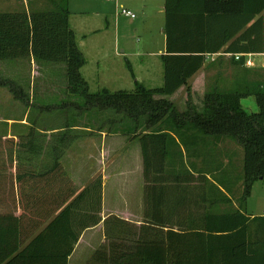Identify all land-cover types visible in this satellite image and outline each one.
<instances>
[{"label": "trees", "instance_id": "trees-1", "mask_svg": "<svg viewBox=\"0 0 264 264\" xmlns=\"http://www.w3.org/2000/svg\"><path fill=\"white\" fill-rule=\"evenodd\" d=\"M51 3L52 7L44 9L0 11V61L29 58L63 63L67 90L81 96L85 105L72 104L71 118L86 113L90 122L97 117L99 124L83 127L140 135L146 222L138 228L132 246L117 251L110 264H264V215L252 217L244 212L253 182L264 178V79L245 85L238 82L235 89L211 85L204 92L201 109L189 102L181 112L166 97L187 86L211 54L222 49L233 54L263 52L264 0H166V43L160 55L163 84L148 88L135 80L133 90L103 88L96 92L89 91L80 70L85 57L69 24L68 0ZM245 59L232 56L231 62L245 65ZM127 67L134 76L128 61ZM0 86H8L14 97H22L20 87L1 75ZM247 95L255 97L257 111L242 107L241 98ZM66 118L56 144L40 146L35 127L15 142L11 139L14 171L0 167V264H67L81 232L100 221L101 178L64 206L76 189L60 160L78 136L69 134L78 124ZM184 127L203 136L229 138L242 146L243 190L237 208L201 217L188 215L174 224L178 225L175 230L170 225L177 219L160 216L163 189L157 192L156 183L166 177L150 171L158 165L147 164L150 154L165 158L166 137H171L168 131ZM36 159L40 163H34ZM35 165L49 166L39 170ZM200 173L206 180L205 173ZM149 181L155 185L149 187ZM218 191L229 200L220 188ZM47 202L51 207L42 218L36 209ZM62 206L46 228L36 233Z\"/></svg>", "mask_w": 264, "mask_h": 264}, {"label": "rangeland", "instance_id": "rangeland-1", "mask_svg": "<svg viewBox=\"0 0 264 264\" xmlns=\"http://www.w3.org/2000/svg\"><path fill=\"white\" fill-rule=\"evenodd\" d=\"M7 1L9 3L5 5L3 11L22 10L24 8L36 10L53 6L51 0H25L26 2L24 3L21 0ZM162 1L151 0L148 8L142 12L131 9L136 15V18L133 19L120 14L117 9V18L115 20L111 16V27L108 31H104V26L107 22L103 16L115 12V2L109 0H70V4L68 2L69 9L71 10L69 14L70 26L76 34L78 47L85 57L81 73L88 82L89 91L96 92L103 88L111 91L119 89L133 90L135 79L142 81L145 86L149 87L161 84L163 65L160 55L164 51L165 46V14L160 9L161 7L158 6V2ZM130 53L133 54L131 55ZM230 56L226 55V53H215L206 58L203 64L204 66L207 64L203 72L204 78L201 76L205 90L217 83L221 89H235V86L239 85L238 82L240 80L246 79L245 74V76L236 78L234 83L228 85L229 71L232 69L229 62ZM250 59L253 65L245 64V66L256 67L255 65L258 64L259 67H264L263 56L253 55ZM127 61L132 67L134 76H132L131 71L127 67ZM203 68H200L197 73L202 71ZM251 73L249 82L251 80L264 79V70L252 71ZM0 75L3 79L13 81L19 86L22 84L24 87L23 89L20 88L22 97L16 98L8 86H0L5 87L6 90L8 89L12 94V98L14 97L7 110L11 117L21 118L23 115L24 117L26 115L27 120H31L32 127L50 129L63 126L67 115L75 124H78V128H76L78 130H72L73 135L78 136L82 134L83 130L80 129L83 128V125L99 124L96 120L98 119L97 117L92 119L93 122H90L91 120L88 119L86 113H83L78 118H71L73 114H68L73 110L72 104L82 105L83 107L85 105L84 99L81 96L71 94L67 90V79L63 63L32 62L29 58H19L3 63V66L0 68ZM243 84L245 85V83ZM2 97V93L0 92V98ZM202 97L203 93L201 90L195 92V95H193L185 86V90L182 89L181 92H177L173 96L172 101L179 111H185L189 106L188 103H193V101H196L197 108L201 109ZM26 101L28 105L25 104ZM241 105L247 112H255L258 109L253 95L243 96L241 98ZM90 129L96 130V126H92ZM62 132L58 131V136ZM123 135L132 136L130 132H126ZM54 136L56 135H53V138L49 140L41 138L39 141L43 144V147H46L48 143L52 144L54 142ZM11 139L14 142L16 141V138ZM11 139L3 140L1 138L0 146L3 144L5 146L12 145ZM229 149L233 150L228 151L224 149L221 152L225 156L223 162H229V165H223L218 173L212 171L211 176L212 179L218 180L221 184H224V180H226L228 185H236L240 190V193L238 194L237 192L234 196L236 203H238L237 200L243 190L244 152L242 146L237 142L231 143ZM14 155L15 153L12 150H0V165H5L11 169L12 165L15 164ZM34 163L38 164L40 161L36 159ZM48 166L35 165L36 169L39 170H43ZM97 178H101L99 172L94 173L92 181ZM128 180L133 183L136 182V175L132 173ZM75 189L74 196L83 190V188L78 189L77 187ZM132 191L134 195L137 189H132ZM108 198L110 197H108L107 190ZM246 207L249 213L259 212L264 207V178L253 182L250 194L246 200ZM94 211L89 213L93 214ZM141 222H146V219H143ZM172 222L173 224L170 226H174L178 220ZM139 227V225H136L131 220H118L108 217L103 233L100 230H90V233L88 232L93 235L90 242L91 245L86 243V247L83 246L84 249L77 252L71 264H110L111 257L113 258L117 254V251L119 252L124 247L132 246L137 237L136 233H138ZM100 234H105L106 237L102 238Z\"/></svg>", "mask_w": 264, "mask_h": 264}, {"label": "crops", "instance_id": "crops-1", "mask_svg": "<svg viewBox=\"0 0 264 264\" xmlns=\"http://www.w3.org/2000/svg\"><path fill=\"white\" fill-rule=\"evenodd\" d=\"M21 1L23 3L26 2L25 0ZM68 2L70 4V0ZM8 3L9 2L7 0H0V11H3L5 9V5H8ZM150 3L151 0H116L114 4V7L116 8L115 12H111L105 15L103 14V18L107 22L104 26V31H108L111 27V16L116 20L118 5L142 12L148 8V5ZM165 3L166 0H163L160 3L158 2V6L161 7L160 9L165 14L166 22ZM69 11L71 13L70 9ZM217 53H226V55H231L229 57V62L231 64H229L231 65L232 69L231 71H229L230 73L228 77V85L234 83L236 78L245 76V74L246 79L244 78L240 80V82H249L252 71L255 72L257 70H264V67H259L258 64L255 65L256 67H247L245 65L235 64L231 62L233 53L224 52V49L220 50ZM130 54L132 55L133 53ZM250 54V57L253 55L263 56L264 60V51ZM6 61L11 62L13 60L0 61V68ZM31 61L33 62L35 60L31 59ZM205 66H207V64H205ZM205 66L203 65V70L199 73L196 72L188 80V84L186 87H189V90L193 93V95H195V92L199 90H201L204 95L205 86H203L201 76H203L204 78L203 72ZM135 80L145 86L142 81L138 79ZM162 84L163 75L161 84L154 87H159ZM19 87L21 89L24 88L22 84H20ZM146 87L153 88L151 86ZM0 88V92L3 96L2 98H0V112L2 113L0 115V138H2L3 140H7L11 138H17L18 136L27 135L32 127L30 122L31 120H27L26 115L25 117L23 115V117L21 118H14L11 117V115L9 116L7 110L10 107L11 100H14V97L12 98L11 92L8 89L6 90L5 87ZM182 89L185 90V86H180L174 93L167 95V99L172 101L173 96L176 95L177 92H181ZM193 104L197 105L196 101H193ZM76 128H78V126L71 127L69 133L73 135L72 130H78ZM63 130L64 129L60 128L38 129L35 126L36 136L39 138V140L41 138L49 140L50 138H53V135H56L54 136L56 138L59 134L58 131L62 132ZM80 130H83L82 134H80L73 140V142L65 151V154L62 156L60 162L63 165L64 170L68 174L70 180L72 181L74 187H77L78 189H84L89 186L93 182L92 178L94 173L99 172L101 174V207L98 213L100 216V221L93 226L87 227L81 232L77 242L73 244V249L71 254L68 256L67 264H71L74 256L77 254V252H79V250L84 249L83 246H85L86 243L91 245L90 242L93 238V235L89 234L90 230H100L103 233L105 221L108 217H113V219L118 220H131L139 226L143 224V222L141 221L144 219V188L146 182L144 178V162L139 138L140 135H132L131 138L128 137V135H123L120 132H108L105 129L97 130V128L95 130L90 129V127H83ZM168 133H170L171 137H166V146L168 151L166 157L163 158L162 154L154 155L152 157V155L150 154L149 163L147 164L158 165L155 168L151 167L150 171H156V175L160 174V176L166 177L163 178V181L156 183L157 192H159L158 188L163 189V191L161 190L163 194V203L160 210V216L171 220L177 219L181 223V221H185L188 215L201 217L204 215V213L207 212L219 213L237 208L238 203H236L234 196L237 192L238 194L240 193L239 188H237L236 185H228V182H226V180H224L225 184H221L217 180L212 179L211 176L212 171H214V173H218L219 169L223 165H229V162H223V158L225 156L223 155V153L221 154V152L224 151V149L232 151L233 149H229V145L234 141L229 138L218 139L212 136H203V134H201L199 131L185 127L180 128L178 131H168ZM55 138L53 139V143H55ZM129 141L130 143H128ZM39 145L41 146L43 144H41V142L39 141ZM157 146L158 149L162 148L161 144ZM10 147V144L9 147L8 145L5 146L3 144L0 148H3V151H6L8 149L9 151H15ZM0 167L2 169H6L8 172L14 171V165H12L11 169H9L5 165H0ZM202 171L207 177L206 180L199 177L201 175L200 172ZM132 173L136 175L137 179V181L134 183L128 180ZM214 184L216 185V187L214 186ZM154 185L155 183H152L151 181L148 182L149 187H153ZM218 188H220L222 192L229 197V200H226L219 195ZM132 189H137V191L134 192V195ZM107 190L108 197H110L108 199ZM75 196H72L70 200H68L64 204V206L72 201ZM92 197L96 200L95 196ZM92 197H90L91 200ZM38 202L41 203L43 201H40L38 199ZM64 206H62L57 212H55L50 218H48L46 222H44V224L40 226L36 233L43 231L49 224V222L53 218H55V216ZM50 207L51 205L47 202L46 206L43 205L37 208L36 213L42 215L43 218L49 212ZM244 209V212L252 217L263 216L262 210L264 209V207H262L259 212L255 213H249L246 210V204ZM80 212L81 210H78V214H80ZM177 228L178 225H174V229L176 230ZM100 235L102 238L106 237L105 234ZM26 244L27 243H24L20 247V249H22Z\"/></svg>", "mask_w": 264, "mask_h": 264}, {"label": "built area", "instance_id": "built-area-1", "mask_svg": "<svg viewBox=\"0 0 264 264\" xmlns=\"http://www.w3.org/2000/svg\"><path fill=\"white\" fill-rule=\"evenodd\" d=\"M109 1H112V2H116V0H109ZM118 12L120 13V14H123V15H125V16H128V17H130V18H136V15H135V13L131 10V9H128V8H126V7H124V6H120V5H118ZM212 55V54H211ZM250 53H247V54H245V53H235L234 54V57H235V59H238L240 56H246V59H245V64L246 65H253L252 63V61H251V59H250ZM262 215H264V209L262 210Z\"/></svg>", "mask_w": 264, "mask_h": 264}]
</instances>
